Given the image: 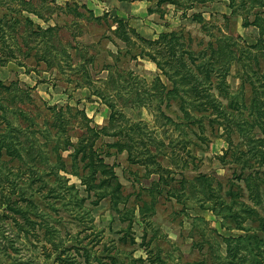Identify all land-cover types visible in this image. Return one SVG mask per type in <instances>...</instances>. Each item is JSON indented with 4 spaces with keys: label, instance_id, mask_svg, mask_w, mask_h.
I'll list each match as a JSON object with an SVG mask.
<instances>
[{
    "label": "rangeland",
    "instance_id": "rangeland-1",
    "mask_svg": "<svg viewBox=\"0 0 264 264\" xmlns=\"http://www.w3.org/2000/svg\"><path fill=\"white\" fill-rule=\"evenodd\" d=\"M25 1L32 12L17 0H0L8 45L0 58H10L0 63V132L15 128L30 155L22 151V162L0 153V202L2 194L17 200L29 165L44 183L38 182L40 193L35 186L28 192L32 227L5 217L0 204V264H220L228 239L264 249V233L251 238L254 210L264 218V207L246 186L247 176H264L256 154L264 149V104L259 120L253 107L264 103V42L256 26L232 15L230 0ZM259 11L250 10L248 20ZM116 19L128 42L115 35ZM48 27L44 37L32 34ZM170 33L184 38L197 64L209 62L210 74L225 62V94L201 81L221 114L192 99L188 84L170 79L164 60L158 69L141 53ZM173 79L175 92L167 94ZM112 106L127 124L118 121L111 136L98 138L97 164L101 172L102 164L111 167L120 185L97 201L81 184L90 167L74 156V146L86 138L82 113L89 126L103 127ZM59 111L65 132L53 128ZM63 184L74 190L65 192ZM49 187L60 195L41 197ZM49 231L58 240L54 248L43 237Z\"/></svg>",
    "mask_w": 264,
    "mask_h": 264
},
{
    "label": "trees",
    "instance_id": "trees-1",
    "mask_svg": "<svg viewBox=\"0 0 264 264\" xmlns=\"http://www.w3.org/2000/svg\"><path fill=\"white\" fill-rule=\"evenodd\" d=\"M23 5V9H27L32 12V9L29 7V1L25 0H17ZM119 2H132L134 0H118ZM158 1H169L170 3H175V0H158ZM231 1V14L232 15H237L241 16L243 19V25L247 26L249 24H253L256 26V28L259 31V38L261 42H264V21L259 22V19L261 18V14H264V0H239L238 3L239 5L235 4L236 0H230ZM238 6H241V8L238 9ZM249 8L250 10H256V8H259L260 11L256 12L254 15V19L252 21L248 20V15L251 14L250 10L243 14V9ZM31 23L28 18L25 20ZM115 22L117 23L116 27V32L115 35L123 40V41H129V38L125 36V31L124 29V24L120 19H116ZM50 31V28H45L44 30H40V33L32 32L33 35H41L44 37V35ZM121 31V33H120ZM123 31V32H122ZM8 32V31H7ZM4 35L5 31L2 30V24H1V19H0V51L6 52V47H8L6 41H4ZM11 35V34H9ZM10 38V37H9ZM24 42L26 41L25 39L23 40ZM185 40L183 37H177L176 33H170V34H161L158 36V39L155 41L149 42V47H150V52H143L144 50H141V53L143 56H147L150 58L152 62L156 65L158 69H162L163 64L162 60H164L167 65L170 67V69L173 70V76L172 77L176 78L181 85L188 84L187 87L190 88V92L193 93L192 99L196 101H205L203 104L210 106L213 108V111L216 110L218 111V108L215 106V100L210 99L211 95L209 93L210 87H207L204 85V83L209 84L210 86H214L221 94H225L226 91L223 87L224 82L222 80V71L224 70L225 62H221L219 64L218 68L213 69V74H210L209 71L211 69H208L206 66L209 65V62L206 60H201L198 64L194 60L195 58L194 53L187 48L185 49ZM6 45L5 48H1V46ZM181 46L182 52L179 55H176V50L175 46ZM184 47V48H183ZM218 48V46H217ZM220 50V48H219ZM222 51V50H221ZM11 53V52H10ZM200 55V53H197ZM224 54H219L218 56H222ZM186 56L188 58L186 59ZM9 56H2L0 58V63H5L9 60ZM224 64V66H223ZM223 66V67H222ZM164 70V69H162ZM169 78V77H168ZM215 78V81L212 79ZM192 81L191 85L187 82ZM203 81V82H201ZM173 88L171 90H167V94L176 89L175 81L173 79ZM161 88H165L164 85L160 84ZM210 96V97H209ZM213 98V96H212ZM264 103L260 102V100H257V104H254L253 107L257 108V112L255 118L259 120L262 117V111L260 107ZM183 112L185 110L183 109ZM218 113L221 114V112L218 111ZM55 126L53 128H56L57 131L63 130L65 132V126H62V123H65V113L59 111L57 114H55ZM82 118L84 123V128H85V135L86 138L81 141L79 145L74 146L75 150V155H81L79 158L80 161H83L84 159H88V164L90 168H88V173L79 176V179L81 181V184L85 186L86 191L89 193L92 191L93 195L96 197L97 201L103 199L107 194V190H112L114 185H120L119 183L116 184L114 181L117 182L116 176L114 172L112 171L111 167L108 165L102 164V172L99 170L98 167V158L100 157L99 150L102 148L101 143L99 146H97L96 141L98 138H101L102 136H111L107 133V131L110 129H117L116 127L120 126H115L118 121L125 122V116L114 106L111 107V112L109 115V120L107 122V126L99 127L97 125H93L92 127L88 125L90 120L86 118L85 114L82 113ZM126 123V122H125ZM127 124V123H126ZM120 125V124H119ZM130 125V124H129ZM136 125H133L132 127H135ZM14 129L12 126L7 125V128L5 131L0 132V153L3 152L4 155L8 156L11 160L14 159H19L22 162H24L25 158H28L29 155V148H24V146L18 142L16 139V136L13 134ZM134 129V128H132ZM16 130V129H15ZM120 135L123 137H127L125 133L118 132L116 136ZM88 143V144H87ZM69 145V144H68ZM118 145H110L108 147H116ZM125 149L124 145H121V151ZM24 151L26 153V157H22L21 152ZM108 156L111 154L106 153ZM258 155V165L261 166L264 164V149L261 151H258L256 153ZM101 162V161H100ZM102 163V162H101ZM51 172L53 173L54 180L58 179L56 172H53L52 168H49ZM26 187H20L18 189V193L16 194L17 200H11V198H8V195L2 194L3 200L0 202L1 205H4L3 208V215L5 217H12V220L15 221V218H20L22 221H24L23 226L28 228L29 226L32 227L33 222L31 220V211L33 209L31 208V204L34 203L32 202L29 197L32 196L29 195V191H32L33 187L35 186L36 193H40V189H42L41 184L39 183H44L42 180V175L39 173V171L36 169L35 166H27L26 168ZM99 174V176H97ZM21 176V173L19 174ZM77 175V174H76ZM78 176V175H77ZM247 176L251 182L249 184L248 180L246 181V186L248 189H253L255 191V196H254V203L260 207H264V176L262 178H259L257 176ZM94 180H98V184H93ZM61 181V180H59ZM101 182V183H100ZM59 184H62V182H58ZM40 185V186H39ZM34 189V190H35ZM65 192H69V190H74V186H66V184L62 185V188ZM102 189H105L102 191ZM32 193V192H31ZM110 193V192H109ZM33 194V195H35ZM58 195H60V192H57L56 188L49 187L47 191L44 194H41V197H44L45 199H50V198H57ZM74 202L73 205L74 207H77L79 205V198L77 195H74ZM12 201V202H11ZM22 205V203H24ZM36 213V212H35ZM255 215L257 216L256 220V225H255V235H252L251 238L255 239L256 238V232L260 231L264 233V218L259 217V212L254 210ZM37 214V213H36ZM17 215V216H15ZM28 233L27 231H25ZM28 236V234H27ZM44 239L47 243H49L51 246L56 247L57 241L55 238H53V233L51 231L45 232L44 234ZM243 242H246L244 238L241 239H228L226 240V256L222 260L220 264H264V249L261 248V246H250V244L245 243L244 246H241ZM257 245V244H256ZM55 250V249H54ZM66 256H71L69 253L64 254ZM87 257V256H86ZM89 262V260H87ZM86 263V262H85ZM65 264H82L77 263V262H66Z\"/></svg>",
    "mask_w": 264,
    "mask_h": 264
}]
</instances>
